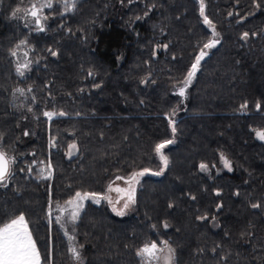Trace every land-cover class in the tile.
Returning a JSON list of instances; mask_svg holds the SVG:
<instances>
[{
	"label": "trees",
	"instance_id": "16d2710c",
	"mask_svg": "<svg viewBox=\"0 0 264 264\" xmlns=\"http://www.w3.org/2000/svg\"><path fill=\"white\" fill-rule=\"evenodd\" d=\"M32 1L0 0V149L15 159L0 226L22 213L41 264H73L53 211L97 193L74 221L84 264H141L137 250L163 241L174 264H264V0H204L211 49L200 0H80L71 11L53 0L43 32L13 16ZM18 45L31 51L23 77ZM18 88L35 127L27 142ZM171 139L165 174L144 177L134 212L117 216L112 183L158 171L156 145Z\"/></svg>",
	"mask_w": 264,
	"mask_h": 264
},
{
	"label": "snow or ice",
	"instance_id": "6c2138e0",
	"mask_svg": "<svg viewBox=\"0 0 264 264\" xmlns=\"http://www.w3.org/2000/svg\"><path fill=\"white\" fill-rule=\"evenodd\" d=\"M57 4H60L65 11H71L75 8L77 0H55ZM54 2L53 0H34L31 3L30 8L24 9V14L26 16H31L32 20L34 21L35 25L37 26L38 30L43 32L44 27L42 24V20H46L48 17L43 15L44 9H53ZM204 9L205 4L204 0H200V13L201 16H204ZM22 10L20 8H16L13 16H16L17 13H20ZM204 23L209 25L212 28V36L214 39L210 40L209 42L204 44V48L211 49L219 43L218 39L215 37L219 36V33L215 31V27L212 25V22L204 16ZM248 33L243 34V38L248 37ZM25 41H21V44H25ZM19 47V45H18ZM166 47V46H165ZM203 50H201L199 56L196 57V62L192 65L191 71L188 73V77L186 83H190L192 77L194 76L195 72L198 69L201 59L206 55ZM12 55H16V51L12 52ZM52 55H56L55 52ZM28 64L25 63L23 66L17 67V73L23 77L24 71L22 68H27ZM20 95H24V89H17L16 90ZM31 91V89H29ZM181 96L184 95V89H181L180 93ZM242 107H247V105H243ZM257 110L261 108L259 103L256 104ZM44 115L49 119L52 118L54 113L45 112ZM58 115L64 116L65 113L60 112ZM171 123V121H170ZM173 132H175V127L173 125ZM27 135V133H25ZM256 137L262 141H264V130H257ZM173 141L166 140L160 144L156 145V152L160 155L161 161L164 165H167V157L163 155L162 150L168 145L171 144ZM54 147V142L52 143ZM70 148L75 149L76 145H70ZM71 155V153H69ZM224 160L225 166L229 167L230 165L228 161L222 157ZM15 163L14 158H10L6 152L0 150V185L6 186V182L11 178L12 175V164ZM51 167V164L48 165ZM206 165H201V169H206ZM31 171V169H29ZM148 170L145 169L144 172L134 173L133 177L130 178L128 181L130 184V190L127 195V202L123 205V209L117 211L116 208H113V211L116 212L117 215H123L124 209L129 207L130 203H135V188L131 187L132 181L135 179L136 176H143ZM161 172H154L152 175H160ZM44 178H50L46 176ZM135 183H139L138 180H135ZM219 195V193H217ZM104 197H100L97 193H80L77 192L75 197L72 200L67 201L69 205L73 206V210L71 211V220L75 221L79 216L80 210L83 208V201L84 200H92L94 203H99L100 199ZM111 203V201H109ZM254 208L260 207V205H253ZM58 211H64L65 209H61L59 205H57ZM49 217H51V211H49ZM56 222L60 223V217L57 216ZM167 227V224H165ZM163 244V248H158L157 243H145L144 246L137 250V256L141 257V264H156L157 261L161 260V253H165L163 255V264H174L175 261V250L168 244L167 241L161 242ZM71 252L73 257L79 261L80 254L75 249L72 248ZM0 264H41V255L39 250L36 247V242L32 239V234L28 228V221L26 220L25 216L21 213L9 221L3 223L0 226ZM45 264H47V258L45 259Z\"/></svg>",
	"mask_w": 264,
	"mask_h": 264
},
{
	"label": "rangeland",
	"instance_id": "374dc122",
	"mask_svg": "<svg viewBox=\"0 0 264 264\" xmlns=\"http://www.w3.org/2000/svg\"><path fill=\"white\" fill-rule=\"evenodd\" d=\"M32 2H34V0ZM30 6H31V4L27 8H30ZM27 8H22V12H24L23 10L27 9ZM45 10L46 9H44V11H43V15L47 16L45 14ZM22 15L24 16L25 14L22 13ZM25 18H24L25 22H28V24L30 23L31 26H35L36 27V25H35L34 21L32 20L31 16H27ZM48 22H49V17L46 20H42L43 26H46L48 24ZM29 50H30L29 48H27L26 46H23V45L20 46L19 48H17L16 57H17V61H18L17 64L19 66H23L25 63H27V59H29V57L31 55V51H29ZM17 97H18V104H19L20 114L22 116H25V115L28 116L26 113L29 110H28V107L25 104L26 101H24L23 95H20V93H17ZM23 119H24V127L23 128H24L25 133H27V135L24 136L25 138H23V142H27L28 140H30V138L32 136L31 134L34 133L35 127H34V122H33V118L32 117L28 116V117L23 118ZM171 141H173V142L171 144H168L165 148H169L170 146L175 144V139H171ZM163 155L166 156L165 152H163ZM10 158H12V157H10ZM160 160H161V158H160ZM167 168H168V159H167V165L166 166L161 161V168L158 171H153V170L147 169L148 171L143 176H136L135 177V179L132 181V184H131V187L135 188V203H130L129 207L127 209H124V214L123 215H117L116 212L113 211V208H116L117 211L123 209V205L125 204V202H127V195H128L129 190H130V184H129L128 181L130 180V178L133 177L134 173L132 175L128 176V177H119L118 179H116L112 183L110 191L107 194V198H106V200H107L110 208L112 209V211L117 216H120V217H124V216H127V215L133 213L135 208H136L137 191L139 189V185H140L141 180L144 177H146V176H154V177L163 176L165 174ZM11 170H12V167H11ZM140 172H144V170H141V171H138V172H135V173H140ZM154 172H161V174L160 175H152V173H154ZM135 180H138L139 183H135ZM7 182H6V184H7ZM0 186H3V185H0ZM109 201H111V203ZM61 209H65V210L64 211H58L55 208L54 211H53V216H56V217L59 216L60 217V223L59 224L62 225V227L64 229V232H65V234H66V236L68 238V241L70 243L71 249L75 248L80 254V260L79 261H77L73 257V254H72V257L74 259L73 264H84L83 263L84 262L83 261V257L81 255L79 249L77 248V244H76V239H75L76 229H75L74 221L71 220V211L73 210V206L67 204V205L61 207ZM81 211H82V209L80 210L79 215H80ZM28 228H29V225H28ZM29 231H30V228H29ZM32 239L34 240L33 235H32ZM36 247H37V245H36ZM37 249H38V247H37ZM165 254H166V252L160 254L161 255V260L157 261L156 264H163V255H165Z\"/></svg>",
	"mask_w": 264,
	"mask_h": 264
},
{
	"label": "water",
	"instance_id": "95a60500",
	"mask_svg": "<svg viewBox=\"0 0 264 264\" xmlns=\"http://www.w3.org/2000/svg\"><path fill=\"white\" fill-rule=\"evenodd\" d=\"M79 1H80V0H77V2H79ZM77 2H76V3H77ZM42 24H43V23H42ZM43 27H44V26H43ZM205 53H207V54L201 59L200 63H201V62H202V61H203V60L209 55L208 51H205ZM198 68H199V66H198ZM197 71H198V69H197ZM197 71L195 72V74H194V76L192 77V79H194V77H195ZM192 79H191V80H192ZM0 150H1V149H0ZM85 201H86V200L83 201V206H84ZM158 248H160V247L158 246Z\"/></svg>",
	"mask_w": 264,
	"mask_h": 264
}]
</instances>
